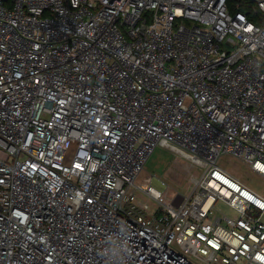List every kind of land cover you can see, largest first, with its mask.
<instances>
[{
    "label": "built area",
    "instance_id": "obj_1",
    "mask_svg": "<svg viewBox=\"0 0 264 264\" xmlns=\"http://www.w3.org/2000/svg\"><path fill=\"white\" fill-rule=\"evenodd\" d=\"M158 147L188 195L141 183ZM223 158L264 178V0H0V264H106L123 221L131 264H264Z\"/></svg>",
    "mask_w": 264,
    "mask_h": 264
},
{
    "label": "rangeland",
    "instance_id": "obj_2",
    "mask_svg": "<svg viewBox=\"0 0 264 264\" xmlns=\"http://www.w3.org/2000/svg\"><path fill=\"white\" fill-rule=\"evenodd\" d=\"M220 165L233 175L239 176L246 186L264 195V178L250 171L244 164L223 158ZM200 173L201 171L193 168L186 159L176 156L168 149L158 147L146 165L141 183L158 191L170 190L171 194L179 192L188 195L192 189L190 185L192 178L200 176ZM214 212L229 217L236 215V212L223 202H218Z\"/></svg>",
    "mask_w": 264,
    "mask_h": 264
},
{
    "label": "clouds",
    "instance_id": "obj_3",
    "mask_svg": "<svg viewBox=\"0 0 264 264\" xmlns=\"http://www.w3.org/2000/svg\"><path fill=\"white\" fill-rule=\"evenodd\" d=\"M117 232L110 233L113 239L104 237L106 245L101 249L104 252L106 264H131L132 248L130 240L132 230L126 221L122 225H116Z\"/></svg>",
    "mask_w": 264,
    "mask_h": 264
},
{
    "label": "trees",
    "instance_id": "obj_4",
    "mask_svg": "<svg viewBox=\"0 0 264 264\" xmlns=\"http://www.w3.org/2000/svg\"><path fill=\"white\" fill-rule=\"evenodd\" d=\"M239 11L247 12L250 20L254 22H259V18L253 11H255L254 6L251 3H243L240 4Z\"/></svg>",
    "mask_w": 264,
    "mask_h": 264
}]
</instances>
